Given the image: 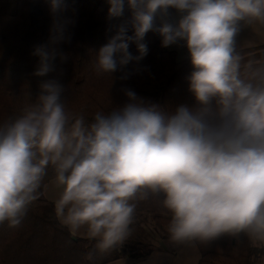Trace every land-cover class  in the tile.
Segmentation results:
<instances>
[{"label":"clouds","instance_id":"9594fccd","mask_svg":"<svg viewBox=\"0 0 264 264\" xmlns=\"http://www.w3.org/2000/svg\"><path fill=\"white\" fill-rule=\"evenodd\" d=\"M48 3V41L32 52V74L48 78L20 114L0 122V225H21L51 166L60 189L55 215L72 235L83 229L95 241L90 260L128 239L137 202L150 193L163 194L172 243L243 233L264 244V62L237 47L243 27L264 25V0H107L110 19L125 9L130 18L89 49L97 74L141 61L145 37L155 32L161 47L186 48L192 102L166 110L123 88L126 102L90 121L62 99L56 61H67L59 45L71 35L60 18L65 0ZM169 8L180 18L157 25V13L166 16Z\"/></svg>","mask_w":264,"mask_h":264},{"label":"trees","instance_id":"16d2710c","mask_svg":"<svg viewBox=\"0 0 264 264\" xmlns=\"http://www.w3.org/2000/svg\"><path fill=\"white\" fill-rule=\"evenodd\" d=\"M65 4L60 18L69 22L71 40L59 45L68 55L67 61L61 64L57 59L56 63L63 70L62 99L68 110L83 114L90 121L95 112H108L125 103L123 88H131L139 96L165 106L166 110L192 102L185 80L192 71L189 56L178 59L175 50L161 47V38L155 32L145 37L148 54L141 61L130 62L112 76L97 74L89 49L106 43L114 26L129 19L130 13L125 9L122 17L110 19L107 0H65ZM175 11L169 8L166 16L157 13L156 24L162 20L173 23ZM51 23L48 0H0V122L20 114L38 93L39 82L48 78L32 74L38 63V57L32 52L35 46L47 43ZM130 50L137 54L135 46ZM238 51L246 59L264 62V45ZM51 179L54 171L49 166L38 190L39 196L29 205L20 226L0 225V264H104L99 257L90 260L86 256L92 251L90 246L94 240L73 238L57 219L55 204L44 195V187ZM162 200L163 194L150 193L148 199L138 201L133 224L140 221L139 216L147 214L158 232L168 237L170 213ZM124 243L111 250L110 258L125 254ZM131 246H141L145 252L154 248L148 243ZM196 247L200 254L197 264H256L264 253L263 244H254L243 233L236 237L222 235L208 244L196 243Z\"/></svg>","mask_w":264,"mask_h":264},{"label":"crops","instance_id":"0c3cea01","mask_svg":"<svg viewBox=\"0 0 264 264\" xmlns=\"http://www.w3.org/2000/svg\"><path fill=\"white\" fill-rule=\"evenodd\" d=\"M257 43L264 44L263 40ZM59 191L60 189L55 184L54 179H51L44 187L45 197L54 204L58 198ZM140 235L137 232L133 233L131 228V234L124 243L127 246L125 254L121 257L113 259L106 253L101 254L99 252H96L94 256L103 259L104 264H197L199 261L200 254L196 244L172 243L168 237H164V234L158 231L150 233L149 235L151 236L148 241L144 240V238L142 239ZM73 236L88 238L83 229ZM134 243H148L154 248L145 252V248L141 246H131ZM94 245L95 243L91 244V250L94 249ZM258 263L264 264V253Z\"/></svg>","mask_w":264,"mask_h":264},{"label":"rangeland","instance_id":"374dc122","mask_svg":"<svg viewBox=\"0 0 264 264\" xmlns=\"http://www.w3.org/2000/svg\"><path fill=\"white\" fill-rule=\"evenodd\" d=\"M180 18V14L175 11L172 14V20L173 23H176V21ZM263 40L264 42V25H259V24H251V25H246L245 27L242 28L240 33L237 36V47L238 49L242 48H249V47H257L264 45L262 43L258 44L257 42H261ZM168 50H175L178 54V59H182L186 56H188L187 50L184 47H177V46H170L168 48H165ZM138 220L140 222H135L132 227L133 233L137 232L140 233L141 238L146 241L150 239L149 235L150 233H154L157 230L155 225L150 220L149 215L145 214L142 216L138 217ZM112 251L107 252L106 255H112ZM260 264V263H256Z\"/></svg>","mask_w":264,"mask_h":264},{"label":"water","instance_id":"95a60500","mask_svg":"<svg viewBox=\"0 0 264 264\" xmlns=\"http://www.w3.org/2000/svg\"><path fill=\"white\" fill-rule=\"evenodd\" d=\"M73 238H74V236H73Z\"/></svg>","mask_w":264,"mask_h":264}]
</instances>
